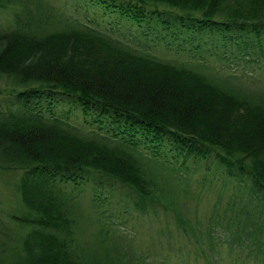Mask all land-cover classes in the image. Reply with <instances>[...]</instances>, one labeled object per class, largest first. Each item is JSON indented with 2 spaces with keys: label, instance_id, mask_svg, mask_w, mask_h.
Segmentation results:
<instances>
[{
  "label": "trees",
  "instance_id": "16d2710c",
  "mask_svg": "<svg viewBox=\"0 0 264 264\" xmlns=\"http://www.w3.org/2000/svg\"><path fill=\"white\" fill-rule=\"evenodd\" d=\"M1 80L0 174L23 176L28 230L0 229V264H101L83 199L162 227V264H264V0H0Z\"/></svg>",
  "mask_w": 264,
  "mask_h": 264
},
{
  "label": "rangeland",
  "instance_id": "374dc122",
  "mask_svg": "<svg viewBox=\"0 0 264 264\" xmlns=\"http://www.w3.org/2000/svg\"><path fill=\"white\" fill-rule=\"evenodd\" d=\"M81 14L87 15L89 13L81 11ZM123 41L126 44L129 43L131 46L136 45V42L128 37H123ZM160 56L163 58H172V54H167L164 51L160 54ZM218 77L225 78L226 76L223 77L218 75ZM241 82L244 83L243 81ZM235 83L238 85H247L246 83L241 84L237 81ZM9 89L10 88H8V85L3 80H1L0 99L2 97H6V91H9ZM159 172L157 171L160 182L163 183L167 189L172 188L171 191H173L175 186L173 181L168 180V173L166 171ZM22 177L23 176H21V173L8 178L0 174V229L4 228L8 231H16L17 233L12 234V237L23 235L28 230L27 227L18 226L12 219V215H14L13 209L20 206V200L19 195L16 194L11 183H18ZM177 194L176 202L177 206L179 207L178 210L183 209L181 204V200L183 198V202L186 203V205L190 201H194L196 203L195 199L191 198L190 196H184V193ZM82 203L83 206L81 209L80 218L78 220L79 229L77 236L79 242L83 245V248H86V252L88 255L92 256L93 260L96 259L101 264H143L146 262L151 264H162L160 259H156L153 256L149 257L150 253L159 252L170 254L167 248L168 244L172 240L168 236L156 237L155 241L151 242V238L154 234H158L159 232L165 233L162 227L156 226L153 231H150L149 229L128 226L126 224H113L111 225L112 227H110L105 225L104 220L100 218L101 213L98 210L93 207L91 208L85 199H83ZM203 208H205L203 214L205 213V216H207L210 208L209 206L205 205H203ZM171 226L175 230V226L173 224H171ZM18 241L19 240H17V242ZM109 247L110 252L106 256L109 255L111 257L110 259L106 258L104 255ZM224 253L228 254L227 251ZM143 256L145 258L138 261V259L142 258ZM163 261L164 260H162V262ZM166 264H180V261L178 258L174 257L170 263L168 260Z\"/></svg>",
  "mask_w": 264,
  "mask_h": 264
}]
</instances>
